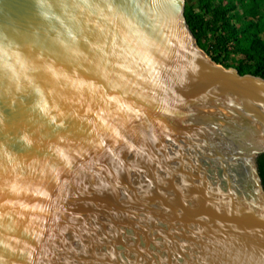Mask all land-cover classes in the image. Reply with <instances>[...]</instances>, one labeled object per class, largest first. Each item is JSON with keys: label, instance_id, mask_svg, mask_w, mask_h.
<instances>
[{"label": "water", "instance_id": "obj_1", "mask_svg": "<svg viewBox=\"0 0 264 264\" xmlns=\"http://www.w3.org/2000/svg\"><path fill=\"white\" fill-rule=\"evenodd\" d=\"M186 0H0V264H264V79Z\"/></svg>", "mask_w": 264, "mask_h": 264}, {"label": "trees", "instance_id": "obj_2", "mask_svg": "<svg viewBox=\"0 0 264 264\" xmlns=\"http://www.w3.org/2000/svg\"><path fill=\"white\" fill-rule=\"evenodd\" d=\"M185 18L214 62L264 79V0H186ZM257 164L264 186V155Z\"/></svg>", "mask_w": 264, "mask_h": 264}]
</instances>
